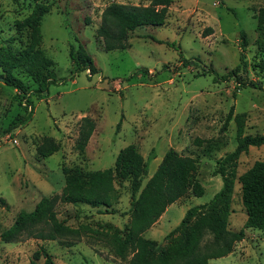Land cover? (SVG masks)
<instances>
[{"label": "rangeland", "instance_id": "374dc122", "mask_svg": "<svg viewBox=\"0 0 264 264\" xmlns=\"http://www.w3.org/2000/svg\"><path fill=\"white\" fill-rule=\"evenodd\" d=\"M149 1L0 0V45L17 36L14 21L26 17L36 2L48 5L40 21L39 47L53 62L54 78L38 97L36 83L21 70L13 71L27 86L31 111L26 122L10 130L12 117L23 111L14 97L19 92L0 79V233L42 196L60 193L63 169L112 167L116 153L127 144L145 159L156 156L162 144L194 157L203 193H187L169 204L160 220L143 232L161 246L184 211L207 202L220 187L219 175L213 174L215 161L234 148L237 121L241 134L264 135V72L259 66L264 31L256 27L255 18L264 0H171L162 24L137 27L128 33L125 48L105 51L95 34L102 9L112 2ZM78 44L96 72L74 71L68 49ZM13 46L20 45L14 41ZM84 115L92 118L94 128L80 151L75 143ZM44 136L58 144L48 156L37 153ZM262 159L264 145L249 146L235 161L236 176ZM151 179L152 174L142 179L135 197ZM115 187L113 213H98L97 207L84 203H56L57 219L78 230L67 238L72 244L0 239V263L29 264L43 246L56 264H127L129 255L118 257L109 238L112 228L121 229L128 221V181ZM230 207L228 228L238 230L245 213L236 180ZM243 233L229 254L209 259V264H264L263 232L244 227Z\"/></svg>", "mask_w": 264, "mask_h": 264}, {"label": "trees", "instance_id": "16d2710c", "mask_svg": "<svg viewBox=\"0 0 264 264\" xmlns=\"http://www.w3.org/2000/svg\"><path fill=\"white\" fill-rule=\"evenodd\" d=\"M170 2L171 0H150L146 5L116 2L106 5L95 28L103 49H123L127 46L125 40L130 31L146 25L162 24ZM48 10L47 4L36 2L26 17L14 21L17 36H8L4 40L5 44L0 45V79L19 92L14 97L23 111L12 117L8 124L9 130L26 122L31 111L30 107L28 109L30 99L27 86L13 71L21 70L36 83L37 87L33 92L38 97L54 81L50 71L53 62L39 47L40 21ZM255 18L256 27L264 31V7L257 11ZM238 34L243 48L246 44L245 33L241 30ZM14 41H18L20 46L14 47ZM68 56L75 72L85 69L89 74L96 72L92 59L82 45L78 44L75 50L70 45ZM259 66L264 72L263 44ZM230 112L229 110L225 122L229 119ZM237 123L238 136L234 148L215 161L213 174L219 175L220 187L207 202L188 207L177 225L166 233L165 242L161 246L142 234L169 204L187 193L195 196L203 193V188L196 179V161L194 157L168 147L147 187L135 197L147 174L148 161L154 155L143 159L133 144H127L118 150L112 167L88 171L76 166L63 169L64 183L60 193L42 196L31 211L20 212L12 224L0 233V239L12 242L20 238H35L72 244L73 241H68L67 238L74 236L78 230L66 225L64 220L57 219L56 203H84L97 207L98 213H113L110 206L115 199V184L127 180L130 193L128 221L121 229L112 228L109 239L114 253L120 258L129 255L127 264H209V259L225 256L232 251L234 243L243 237L244 227L259 229L264 234V159L254 161L237 176L235 170V161L240 153L246 152L249 146L264 145V135L241 134V121ZM93 128L91 117H80L75 143L78 150L82 151ZM57 147V143L44 136L36 148L40 156H48ZM235 180L240 186V202L245 220L242 228L231 230L228 228V215L231 212L230 200ZM39 258L42 260L37 263ZM29 264L56 263L47 250L39 246Z\"/></svg>", "mask_w": 264, "mask_h": 264}, {"label": "crops", "instance_id": "0c3cea01", "mask_svg": "<svg viewBox=\"0 0 264 264\" xmlns=\"http://www.w3.org/2000/svg\"><path fill=\"white\" fill-rule=\"evenodd\" d=\"M167 149V147L165 148V147H163V145L161 144V145H159V149L156 151V156H154L153 158H151L150 160H149V163H148V171H147V174L146 175H149V174H153V172H154V170L156 169V166L158 165V163L160 162V160H161V157H162V155H163V153H164V151ZM156 160H158V162H157V164H154V168H151L152 167V165H153V163L156 161ZM150 169V170H149ZM149 172V173H148ZM164 212V211H163ZM162 212V213H163ZM162 213H161V215L158 217V219L156 220V221H158V220H160V218H161V216H162ZM155 221V222H156ZM154 222V223H155ZM152 226V225H151Z\"/></svg>", "mask_w": 264, "mask_h": 264}]
</instances>
